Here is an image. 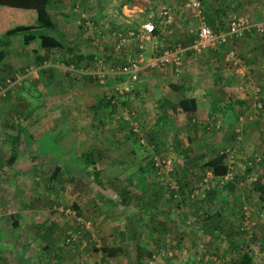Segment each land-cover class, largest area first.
Here are the masks:
<instances>
[{"label":"crops","instance_id":"0c3cea01","mask_svg":"<svg viewBox=\"0 0 264 264\" xmlns=\"http://www.w3.org/2000/svg\"><path fill=\"white\" fill-rule=\"evenodd\" d=\"M77 2L79 3L78 7H76ZM201 3L202 13L205 19L217 29L225 28L232 17L243 13H247L255 21L264 20V0H201ZM47 7L55 21L54 34L56 36L60 37L62 35L68 39L69 36L73 37L72 34L74 32V35L78 33L79 45L84 48L87 47L88 53L95 54L94 59L98 57H101L99 58L101 60L106 59L105 65H108V68L113 70V74L108 75V80L106 79L107 81L104 80V83H102L107 84L111 83V80L113 81L109 85V87H111L110 94L108 90H100L101 100H104L103 96L105 95V103H107L108 106H113L114 103L119 101L122 102L123 105L126 103L133 104L135 106L133 109L135 110L137 107L138 112L146 110L148 113L152 114H156V111L166 114L169 111H167L166 108H168L169 105L173 107L174 123L166 122L163 126L157 128L160 132L158 133L159 140L161 139L165 145H174L172 141L175 140H172V138H175L176 142L180 141L178 154L185 158L188 157L187 150L191 154L190 156L197 155V151L206 150V152L202 154L200 152V155H206V158L201 162L206 161L216 154L217 150L214 146L221 147L223 145L225 149L228 148L229 150H226L227 155L225 160L231 166L229 178L233 175L235 176V174H237L238 181L253 178L254 180L251 184L252 191H256L258 200L261 201V203L258 202L259 209L261 210L262 208L264 212V194L261 196V193H263L261 189L264 187V110H262V108H264V34L249 32L242 36L234 37L228 45L219 49L208 48L198 52L188 51L183 59L181 71L179 73L174 71L171 64H167L160 68H144L133 76L121 72L120 68L117 66L119 58L121 57L120 61L123 60L122 56L124 54V49L114 50L113 31H116V28L126 29L139 26L145 20H152L157 28V32L155 33L157 51H161L166 47H172L175 45L176 41L179 42L178 40L181 39L184 43H190L194 36L192 28L196 25L198 19L193 15V13H195L194 8L189 7L186 4V0H49ZM163 7H170L172 12V18L170 20L160 13ZM6 12H8L7 6L0 5V33L5 32V26L1 21L4 20V14ZM29 20L30 18L26 17L23 23L29 22ZM9 38L10 42L5 47L0 48L2 53L5 52L0 59V68H7L6 66L9 65L10 61H8L9 59H6V57L13 52H19L22 55L26 54V51H28V53L33 52L35 60L36 54L43 55V53H46V57H44V60L38 66L41 69L43 68L39 76V81L45 80V84L42 86L48 87L53 83L57 85H66L62 69L63 65H58L55 62L51 63L47 60L51 57L48 55V51L54 48L56 49L57 47L53 46L45 49L37 37L25 40L22 32L11 34ZM107 46H109V50L111 49V53L108 52ZM149 46H151V42H149ZM227 47H233L235 49L240 57L239 62L231 63L224 59ZM82 50L83 49H79V52H83ZM40 51H42V53H40ZM85 53H87V51ZM149 53H151L150 49L148 54ZM94 61L95 60L91 61V63ZM12 64H14V68L19 69V62ZM100 66L104 65H98V69ZM114 66H117L116 70ZM20 68H22V66H20ZM0 72L1 78L5 74L2 71ZM141 72L142 74L139 75ZM90 77L91 76L88 74L82 76L84 79L83 82L88 85L87 81ZM0 82L2 81L0 80ZM125 85L131 86L130 89L127 91H119L114 88L115 86H119V88L123 90ZM59 87L60 86L55 89L56 93L47 95V98H53L54 101L58 100V105L60 107L58 116L53 118L56 123L53 125H55V127L57 126L58 132L63 127V129L66 130L63 135L72 134V138L67 142H62V140H65L64 136L61 137L57 135V137L44 147V149H47L44 152L54 157L55 159L53 158V160H57V164L55 163L56 165L64 166L70 164L74 166L83 161L81 157L84 152L81 150L76 159L72 157L73 149H81L86 145H83L84 141H79L77 137L73 139V134L80 131L77 128H80L84 123L88 122L93 124L91 119L87 120L88 114L89 118L97 116V123L101 125H107V123H109L113 128H115L114 122L116 121L114 118H110V116H119L118 123L128 121L131 127V123L137 121L131 120L133 116H130V120L122 119V116L126 117L123 115L125 111H122V109H120L122 113L118 114L115 113L114 109H111V111L106 110V112L103 109H98L96 111L89 110L88 107L87 111V108L85 106L82 108V105L78 102H76L78 106L75 103L71 106L70 101L66 102L67 96L66 94L64 95L65 86L60 91ZM19 90L20 89L17 90V88H15L12 95L18 98L17 94ZM88 91L92 92V89ZM25 92L27 91L25 90ZM140 94L146 96L145 102L141 108L138 101L135 99L139 98L138 96H140ZM127 95L129 97H127ZM181 98H189L192 100L194 102V109H183L181 106L179 107V103L177 102ZM18 99L21 101L24 100V98ZM53 99L50 100L53 101ZM237 99H240L242 102H238ZM97 100L100 102L99 98H97ZM258 102L261 103L260 110L257 106ZM16 103H18V101ZM16 103L12 101L9 103L8 100L4 101V103L0 101V169L3 162L2 159L5 162L12 163L15 161L16 156L22 157L25 153L24 151H20L19 153L14 151L15 149H22L24 147L23 143L17 146V142L19 141L18 137L21 136H18V128H20L22 132H33V138L36 139L39 144L44 137H40L41 133L45 135V133L48 132L44 131L41 124L44 125L46 118L52 113L49 105L45 108H42L41 105H35L31 113V108L28 105H22L20 107L16 106ZM9 105L12 107L11 109H8ZM155 105H157L156 108L154 107ZM162 105L164 107L163 109L161 107ZM255 106H257V109ZM2 107L4 109H1ZM131 112L133 113V110L127 108L125 114H130ZM189 115L194 116L191 117V122L186 121L189 119L187 117ZM15 116L19 117L16 123H12L11 120H8V118ZM40 116H44L42 120L43 123L39 120ZM232 116H234V118L230 120L229 117ZM133 118H135V115ZM138 118L141 119V116H138ZM138 125L141 129L142 124L139 123ZM145 129H147V127H145ZM148 130L149 127L147 131ZM181 132L187 134L186 138L182 137ZM121 133L122 132L119 134L116 133L118 140H116L117 143L112 145V147H115L114 149H119L122 145L127 149L125 146V142H127L125 137H129V133L127 134L126 132L120 135ZM21 138L24 139L23 137ZM169 138L171 139L169 140ZM128 140H130V137ZM14 142L15 144H13ZM120 142L123 144L119 145ZM99 146L105 147L107 145L99 144ZM158 146L162 145L160 144ZM31 147H33V145ZM170 147L172 146H169V148ZM189 147L191 148L188 149ZM9 149L11 151H9ZM39 149L40 145H36L33 150L31 149L28 152L31 155L32 168L35 167L34 165L39 168V165L44 163V161L40 160V156L36 154V151ZM133 153L137 154L138 159L136 155H133L134 160L130 162L124 157L126 152L122 154L120 150L117 151L119 155L117 158L109 156L107 160L96 158L94 161L95 165H101L105 168H107V164L111 166L115 164V171L113 173L108 174L106 172L102 173L101 171L102 174L100 173L98 177L102 181L100 180L98 182L101 183L99 188L102 187V190L94 193L95 201L98 203L97 206L100 207L102 212L110 213L109 218L107 215H101L96 219L99 224L97 237L100 239L101 247L91 246L92 249H90L89 243L81 239V237H78L76 245H74L73 248L69 249L63 247L61 239L57 243H51L53 247L57 248L56 251H51L49 242L52 240L57 241L60 235L59 231L62 229V227H59V225L55 223L56 230L51 233V238L47 240V242L43 241L42 243L43 246L41 249L43 252H39L41 249L39 250L38 246L32 245V247H29L31 252L29 254H24L25 251L23 247L21 250L19 246L18 249L22 252H19V254L15 256L14 262L11 263L19 264L20 262H18L17 259L21 257V264H67V262L76 260L77 264H89L92 261H100V259H103L107 264H118L119 262H121L120 264H145L146 256H143L144 254L154 251L157 247H163V244L169 243L167 239L162 242L159 241V238L162 236L161 229L164 230L165 235L171 234L172 238L183 236L180 234L178 235L177 232V227L179 228L178 224L183 219L182 213H186L191 217L192 213L195 209L197 210V208L192 205L191 209L185 212L182 205L176 202L179 201L177 193L179 195L182 194V189L185 187V192H187L189 186L196 183L195 178L197 181L199 180V169H197L199 167L194 166L195 168L192 169L195 170V175L180 172L178 174L176 173L175 177H172L170 173H164L165 178L168 180V184H171L174 179L178 182V184L176 183L178 189L177 187H173L171 192H169L167 189L165 190L157 186L156 182V184L153 183V180L157 181V179H160V175L154 172L152 173L151 169L145 166L144 155L141 156L136 149H133ZM170 153L173 154L172 151ZM7 155L9 157H7ZM87 161L88 159H86L81 167L82 172L85 168L84 164L87 163ZM124 167H126L127 170ZM87 168H89V165H87ZM46 170L48 171V169ZM209 171L211 172L209 173L211 174L209 180H218V177L215 176L210 169H207L206 172ZM84 172H86V170H84ZM136 174L138 178L134 179ZM81 177L83 176L81 175ZM3 178L5 177L1 178L0 175V179ZM131 179L134 180L131 181ZM4 180L5 179H3V182L0 181V211H3L2 214H6L7 212L12 213L15 219L14 223L17 224L18 221L15 216V212L17 211L11 207L8 200L3 201L2 197L5 195L21 196L27 189L24 190V188L21 187L22 189L16 190L15 187L13 188L7 183V180ZM255 180L259 182L256 183L257 186L254 188L253 185H255ZM238 181H234L235 183L233 182L230 184L227 183L228 188L223 186L219 188V191L226 188L228 189V193L233 191V195L237 194L241 189L238 185ZM73 188H75L74 183L66 186L67 192L72 191V200H70V203L77 202V200H75L77 196L87 195L88 192L93 193L82 187ZM109 190L113 194L112 199L107 197L106 193ZM164 190L167 192L165 193ZM31 191H35L37 194L39 193L37 189L32 188ZM218 192L211 193V195H213L210 197V201H214L213 198ZM164 194H167L166 197L163 196ZM167 196L170 199H168ZM1 200L3 202H1ZM150 200H153L155 204L150 210H145L142 217H140V221H137L138 205L144 201ZM168 200H172V202L169 203ZM188 201L189 199H186L183 203L190 204ZM4 207H7V209L5 210ZM158 209H161V211L157 212ZM161 213H169L170 218L168 220H171V224L175 222V225L173 227L171 225L167 227L166 223L168 220H164ZM130 216L132 218L130 230H127V219L130 218ZM173 217L175 218L174 220ZM262 219L264 220V218ZM30 222L32 223L31 228H34V220ZM162 223H165V225L162 226ZM1 227H4V225L0 222V228ZM86 228L89 229L91 234L95 231L93 226H89V222H86ZM89 231L87 232L88 235L90 233ZM123 232L124 236H121ZM57 233H59V235H57ZM3 243L6 242L0 240L2 251H4L3 248H6ZM96 245H98V243ZM127 246H129L128 249ZM162 250L164 249L162 248ZM163 253L166 254L165 251H163ZM168 254H173L172 250H170ZM10 255H12V253ZM25 255L26 260L24 259ZM6 259L5 257V260Z\"/></svg>","mask_w":264,"mask_h":264},{"label":"rangeland","instance_id":"374dc122","mask_svg":"<svg viewBox=\"0 0 264 264\" xmlns=\"http://www.w3.org/2000/svg\"><path fill=\"white\" fill-rule=\"evenodd\" d=\"M74 33L72 34L73 37L69 36L68 39H66L67 37L61 35L63 40L65 39V42L67 43L69 42L68 46L72 48L73 53L71 49L66 48L64 46L61 48L57 47L56 49L54 48L48 51V55L51 56L50 58L47 59L49 62L51 63L55 62L58 65H63V68L62 67L61 68L63 69V73H64L63 75L66 85H62V84L57 85L53 83L51 84V86L48 87L42 86L43 84H45V80L39 81L41 68H39L38 66L40 65V62H37L34 59L33 52L28 53V51H26L27 53L23 55L20 54L19 52L10 53L6 57V59H9L8 61H10L9 65L6 66L7 68H0V71L6 74L3 75L2 78L12 75H14L12 77H15V74L19 72L18 74L21 75L20 84H22V81L24 82V84H26L24 86L22 85V87L20 88L17 94L18 98H24V100L21 101L20 99L16 98V96L12 95V93H14L15 88H17L16 86L18 84L16 83L17 85H15L14 82H12L11 85L7 86V84H3L5 80L3 79V83L0 82L1 102L4 103V101L8 100L9 103L11 101L16 103L18 101V103H16V106L21 107L22 105L24 106L28 105L31 108V113L35 105L36 106L41 105L42 108H45L47 105H49L50 110H52V113L46 118V122H44V125L40 123L44 131H48L45 133V135L41 133L40 137L43 136L44 137L43 139H41L40 144L37 142L36 139L33 138V132H29V131L22 132L21 129L18 128L19 129L18 136L19 135L21 136L18 137L19 141L17 142V146H20L21 143H23L24 147L22 149L21 148L15 149L14 151L17 153H19L20 151H24L25 153L22 155V157L16 156L15 161L12 163L5 162L2 159L3 162L0 169L1 178L5 177L3 179L7 180V183H9L13 188L15 187L16 190L22 188H24V190L25 189L27 190L21 196L5 195L4 197H2L3 201L8 200V203L11 204V207H13V209L17 211L15 212V216L18 222L17 224L14 223L15 219L12 216V213L7 212L6 214H2L3 211H0V217H1L0 222L2 223V225H4V227L0 228V240L2 242H6L3 243L6 247L3 248L4 251H2V248L0 247V264H12L11 262H14L15 256L18 255L19 252H22L21 251L22 247L23 250L25 251V252L23 251L24 254L26 253L29 254L31 252V249L29 250V247H32V245L36 247L38 246L40 250L43 246L42 244L43 241L47 242V240L51 238L50 237L51 233H53L54 230H56L55 223H57L59 227H62V229L59 231L60 235L59 233H57V235H59L57 241L52 240L51 242H49V245L51 246V251L57 250L56 247H53L52 245L53 242L57 243L61 239H62L63 247L69 249L73 248V246L76 245V240L78 239V237H81V239L86 240L87 243H89L90 249H92L91 246L101 247L100 239L97 237L99 224L97 223L96 219L101 215L104 216L107 215V217L109 218L110 213L102 212L100 207L97 206L98 203L95 201L94 193H96L97 191H101L102 187L99 188L101 183L98 182L101 179L95 178V175L93 174V170L95 166V164L93 165V163L96 160V158L104 159V160H107L109 156L117 158L119 156L117 154L118 150H120L122 154L123 152H126L124 157L126 158L127 161L130 162L131 160H134L133 155H136V158L138 159L137 154L133 153V149L138 150L141 156L144 155L145 166L146 167L148 166V168L151 169L152 173L154 172V170L151 167H149V164L154 156H158L162 158V157H166L165 155H167V157H170L172 159V163H171L172 169L169 171L172 177H175V174L176 173L178 174L180 172L194 175L193 173H191L193 171L192 169L195 168L194 166L199 167L197 168L199 169V174H198L199 180L197 181L195 178L196 185L194 184L192 189L188 190L187 192H183V195L182 194L179 195L177 193V196L179 197L178 200H180L183 197H185V200L189 199L188 202L190 204H185L183 202L181 204L185 212L190 210L192 205L195 206V208L197 207V210L196 209L194 210L191 217H189L186 213L182 214L183 217H185L186 215L187 217L185 220L182 219V221L178 224L179 228L177 227V232L178 235L180 234L183 236H179V237L177 236V238H172L171 234H169L170 236L165 235L164 230L161 229L162 236L159 238V241L162 242L165 239H167L169 243L163 244V247L161 248L157 247L155 249L158 250L156 251V254L158 252L157 254L158 259L152 264H225V261H230L231 259L239 260L241 254L245 251L248 252L251 256V260H250L251 264H264V220L262 219L264 218L263 216L264 212L262 211V208L261 210L259 209L258 202L261 203V201L258 200V195L256 194V191L255 192L252 191L251 184L254 179L250 178L248 180L238 181V185L242 189V190L240 189L239 196H238L239 193L233 195L232 193L233 191L228 193L227 192L228 189L225 188L220 190L215 195V197L213 198L214 201H210L211 198H207V199L203 198L206 194L207 189L209 190L212 186L216 184V182H218V180L216 181L209 180L211 176L206 175L207 172L203 174V176L201 175L202 173L201 165L203 163L201 161H203L204 158H206V155H200V152L202 154L206 152V150L203 149L197 151V155L188 156L185 158L179 156L178 154L179 152L178 149L180 148L179 146L180 141L176 142V139L172 138V140H175L172 141L174 145H167V144L165 145L163 144L162 140L161 139L159 140L158 138V133L160 132L159 130H157V128H159V126H163L166 122L174 123V118H173L174 115L172 112L173 107H171L168 104L170 108L169 106L168 108H166L167 111L169 110L166 114L157 111L156 114H152V113H148L146 110H141L138 112L137 107L134 110L133 108L135 106L133 104L131 105L130 103H129L130 105L128 103L126 104L124 103L125 105H123L122 102L117 101L116 103H114L113 106L112 105L108 106L107 103H105V97H106L105 95L103 96L104 100H101L100 90L101 91H104V89L105 91L108 90L110 94L111 87H109V85L113 81L111 80V83L102 84L104 82H100L96 76L97 75L96 70H98L97 66L104 65V66H100V69L105 72L104 79L108 80V75L110 73L108 72L109 66L105 65L106 59L100 61L99 58L101 57H98L94 59L95 61L93 63H90V65H88L87 67L86 66L83 68L76 67L72 62L73 60H71L72 57H74L75 54L74 52L79 51V49H83L82 50L83 53L85 54V52L87 51L88 54V48L87 47L84 48L81 47V45H79L80 43L78 40V35H77L78 33H76L75 35ZM178 41L184 43L182 39ZM175 43H177V41ZM107 47L109 50V46ZM110 50L108 52L111 53ZM148 52H149V48H146V55H149ZM40 53H42V51H40ZM43 55H46V53H43ZM66 60H69V62H66ZM18 62L20 63L18 66L19 69H16L13 67L14 64L12 63H18ZM20 66H22V68H20ZM116 67L114 66L115 70ZM83 71H88L90 73L91 77L88 78L87 81L88 85L83 82L84 79L81 76V72ZM140 74H142V72L139 73V75ZM58 86H60L59 91L62 90L63 87L65 86L64 95L66 94L67 96L66 102L70 101L71 106L74 105V103L76 105L79 103L80 105H82V108L85 106L87 108V111H88V107L89 110H94V111L98 109L111 111V109H114L115 113L121 114L122 112L120 111V109H122L123 111L125 110V108L128 109L130 108V110H133V113L132 112L130 114L123 113V115L128 118L122 116V119L127 120L131 118L130 116L134 117L135 115V118L132 117L131 120H137L138 123L142 124L141 133L140 132L139 133L145 139V141L154 140L158 145L161 144L162 146H159L157 149L154 147H149L147 141L145 143L146 145L139 144L136 139L137 134L135 135L131 131L132 128H130L129 122L122 121L123 123H118L119 116H110V118H114V120L116 121L114 122L115 128H113L112 125L110 126L109 123H107V125L106 124L101 125L100 123H97L98 121L97 116H93L92 118H89V114H88L87 120L91 119L93 124H90L88 122L84 123L80 128H77L80 131H77L73 134L74 135L73 139L74 137H77L79 141L80 140L84 141L83 145L85 144L88 145V146L85 145L84 148L81 149L80 148H77L75 150L73 149V156H72L73 159H76L79 156L80 150L84 152L83 156L81 157L83 161L74 166H71L70 164L64 166L60 165L62 169L60 168L59 170H57L55 176L51 178L50 174L53 167L57 164V160H53L54 157H51L49 154L44 152L47 150L44 149V147L47 144H49L55 137H57V135L58 136L60 135L61 137L64 136L65 140H62V142H67L72 138V134L63 135L66 132V130L63 129V127L58 132L57 126L55 127V125H53L56 124L53 118L55 116H58V111L60 107L58 105V100L54 101L53 98H47V95L56 93L55 89H57ZM24 87H26V91L28 93L25 92V90L23 89ZM89 89H92V92H89L88 91ZM127 97L129 96L127 95ZM138 97L139 98H135V99L136 101H138L141 108L143 103L145 102L146 96L140 94V96ZM97 98H99L100 102H98ZM50 99H53V101H51ZM90 103H92L91 106ZM157 105H155L154 107L156 108ZM257 106H255L256 109ZM161 107L162 109L164 108L163 105ZM11 108L12 107L9 105L8 109ZM1 109L4 108L2 107ZM138 116H141V119H139ZM187 117L189 119L186 121L191 122L192 121L191 117L194 116L189 115ZM229 118L230 120H233L234 116ZM43 119L44 116L39 117L40 122H42ZM8 120H11L12 123H16V120H19V117L15 116L12 118H8ZM144 126L147 127V129L149 127V130L147 131V129H145ZM171 128L173 129L172 126ZM120 132H122L120 135L126 132L127 134L129 133L128 136L130 137V140H128L129 137H125V140H127V142H125V146L127 147V149L123 145L119 149H114L115 147H112L113 144L117 143L116 140H118V138L116 137V133L119 134ZM181 133H182V137L186 138L187 134L185 132H181ZM21 137H23L24 139H22ZM170 139L171 138H169V140ZM13 144H15V142ZM35 144L37 146L40 145V149L36 151V154L40 156V160L44 161L43 163L44 165L43 164L39 165V168H37L36 165H34L35 167L32 168L31 157H30L31 155L28 153L31 149L33 150L35 148L36 146ZM99 144H105L107 146L100 147ZM121 144L123 143L120 142L119 145ZM32 145L33 147H31ZM169 146L172 147L169 148ZM214 148L216 150L219 148L220 149L223 148L224 150H229L228 148L225 149L223 145L221 147L214 146ZM9 151L11 150L9 149ZM163 151L165 152L162 153ZM171 151L173 152V154L170 153ZM7 157L9 156L7 155ZM89 158L92 159L93 162L89 164V168L84 169L86 170V172H84V170L82 172L81 167L83 163L86 161V159ZM112 166L107 164V171L104 167H100L102 168L101 170L102 173L103 172H106L108 174L113 173L115 171L114 168L115 164ZM124 168L127 170L126 167ZM46 169H48V171ZM81 175L83 177H81ZM136 178H138L137 174L135 175L134 179ZM3 179H0V181L3 182ZM134 179H131V181ZM163 181H165V179ZM72 183L75 184V188L73 189L82 187L85 190L88 189V191L93 192V193L88 192L87 195L75 197V200H77V202L75 201L77 207L74 206L73 202L70 203V200H72V193H71L72 191L69 192L66 191V186ZM176 183L178 184L177 180L174 179V181L171 182V184H167V186L172 190L173 187L175 188L177 187ZM198 185H200V187ZM225 187L228 188V185L226 184ZM32 188L37 189L39 193L37 194L35 193V191L32 192L31 191ZM170 189L167 190L171 192ZM166 192L167 191H165V193ZM106 194L107 197L112 199L113 194L110 190L107 191ZM166 195L167 194H164L163 196L166 197ZM168 199L170 198L168 197ZM3 201L1 200V202ZM168 202L171 203L172 200H168ZM154 204L155 202L153 200L144 201L141 204H139L138 205L139 210L137 213L138 218H136V220L140 221V217H142L144 211L150 210ZM221 206H224L225 208H221ZM4 208L5 210L7 209V207ZM160 211L161 209H158L157 212ZM217 211H220L218 215V219H219L218 223L224 225L223 230L218 229L219 227H217V229L215 230L216 232L214 231V233L204 232L200 226L201 222L205 220L206 214L215 213ZM125 213L127 214L126 211ZM161 214L164 220H168L170 218L169 213H161ZM216 215L217 214H215L214 216L215 218ZM174 219L175 218L173 217V220ZM31 220H34L35 222L34 228H31L32 225V223L30 222ZM131 220L132 218L130 216V218L127 219V224H128V226H126L127 230H130ZM86 222H89V226L94 227L95 231L93 230L94 232H92V234L89 231V229L86 228ZM170 222L171 220L167 221L166 223L167 227L170 225L173 227L175 225V222H173L172 224ZM231 224L235 225L234 229L228 228V226ZM163 225H165V223L164 224L162 223V226ZM88 231L90 232L89 235L87 234ZM219 231H223V234L220 235L218 233ZM121 236H124V232ZM64 240L66 242H64ZM97 243L98 245H96ZM19 246L21 247V250L18 249ZM128 248L129 246H127V249ZM162 248L164 250H162ZM170 250H172L173 254H168ZM163 251H165L166 254H164ZM39 252H43V250L41 249ZM11 253L12 255H10ZM143 256H146L145 259L146 261H148V255L144 254ZM5 257L7 258L6 260ZM21 259H22L21 257L17 259L18 262H20L19 264H21ZM24 259L26 260V255ZM120 263L121 262H119L118 264ZM67 264H77V260L73 262H67ZM89 264H107V263L104 262L103 259H100V261H92ZM145 264H149V263L145 262Z\"/></svg>","mask_w":264,"mask_h":264},{"label":"built area","instance_id":"2783aa9c","mask_svg":"<svg viewBox=\"0 0 264 264\" xmlns=\"http://www.w3.org/2000/svg\"><path fill=\"white\" fill-rule=\"evenodd\" d=\"M186 4L189 7L194 8L193 15L198 19L196 25L192 28L194 31V36L190 43L177 42L172 47H166L161 51H157V41L156 35L153 33L155 29V23L152 20L143 21L139 27H131L124 29V31H113L114 50L124 49V54L122 56L123 60H119L118 68L121 72L128 73L135 76L140 70L154 69L171 64L175 72L179 73L181 71L183 59L188 51H201L208 48H222L228 45L234 37L242 36L247 32H259L264 33V20L255 21L247 13L235 15L232 17L227 26L222 29H215L206 21L202 13V3L201 0H186ZM79 3H76L78 7ZM196 10V11H195ZM169 20L172 18V12L170 7H163L161 12ZM151 42V46H149ZM146 48H150L151 53L146 55ZM224 59L226 61L237 63L240 60L239 55L233 47H227L224 54ZM101 61V59H99ZM112 70V69H110ZM113 71V70H112ZM97 76L100 81H104L105 72L100 68L97 70ZM20 74H16L15 78H8L7 83L12 84V82H20ZM131 86L125 85L123 90L119 86L114 88L119 91H127ZM113 88V89H114ZM114 89V90H115ZM259 107L261 103L257 104ZM125 113L127 108H125ZM139 123L134 121L132 123V129L135 132L140 130ZM139 142L141 144L146 143L143 137H139ZM154 157L155 165L157 166L156 172L163 177L162 173L169 172L172 169L171 163L172 159L170 157ZM170 165V167H169ZM168 169V170H167ZM210 171L206 175H210ZM230 173L225 174V178H228ZM205 179V178H204ZM158 259L156 253L151 254L148 257V263L152 264Z\"/></svg>","mask_w":264,"mask_h":264},{"label":"trees","instance_id":"16d2710c","mask_svg":"<svg viewBox=\"0 0 264 264\" xmlns=\"http://www.w3.org/2000/svg\"><path fill=\"white\" fill-rule=\"evenodd\" d=\"M48 2H49V0H0V5L7 6V11H8L4 14V20L1 21V22H3V24L5 26V30H4L5 32L0 33V48L5 47L10 42L9 36L11 34H16V33L22 32V34H24L25 40H29L33 37H37L38 40L40 41L41 45L45 49L53 47V46L59 47V48L64 46L66 48L71 49V51H72V48L70 46H68V43L64 42L62 36L59 37V36H56L54 34L55 21L52 18L51 14L49 13V10L47 7ZM26 17H29L30 20H29V22L23 23L24 22L23 20ZM11 24H12V26H11ZM208 24L211 25L210 23H208ZM135 27L137 28L139 26H135ZM1 28H3V27H1ZM116 29L119 31H124V28H116ZM126 29H128V28H126ZM215 29H217V28H215ZM0 32H1V30H0ZM156 32H157V28L155 25V29H154L153 33L155 34ZM250 32H252V31H250ZM247 33H249V32H247ZM256 33H259V32H256ZM259 34H264V33H259ZM4 53L5 52L2 53V51H0V59L3 57ZM72 53H73V51H72ZM74 53H75L74 57H72L71 60H73L72 62L78 68H83L85 66L87 67L88 65H90L91 61H93L95 58L94 57L95 54H92V53H88V54L85 53L84 54L81 51L80 52L75 51ZM44 57H46V55H41V54L35 55L36 61L40 62V63L44 60ZM69 60H66V62H69ZM40 71H42V69ZM17 74H18V72H17ZM86 74L90 75V73L88 71L81 72L82 76H86ZM12 76H14V75H12ZM12 76L3 77V78L1 77L2 83H3V79H5L3 84H7V86L11 85V84L7 83V79L8 78H15ZM15 76H16V74H15ZM97 78L99 80L98 76H97ZM14 84L17 85L16 87L18 89H20L22 87V85L23 86L26 85V84H24L23 81H22V84H20V82H14ZM23 89L26 90V87H24ZM237 101L242 102L240 99H237ZM177 103H179L178 106L179 107L181 106L183 109H185V108L194 109V102L192 100H190L189 98H181ZM91 105H92V103L90 104V106ZM259 108L261 109V107H259ZM262 110H264V108H262ZM154 144L156 145V142H154ZM158 147L159 146H155L154 148L157 149ZM190 148L191 147H189L188 149H190ZM190 151L193 152L192 150H190ZM190 155L191 154L187 150V156H190ZM226 155H227L226 150H224L223 148L222 149L219 148V149H217L216 154H214L212 157H210L209 159H207L206 161H204L202 163V165H201V168H202L201 175L202 176H203V174L206 173L207 169H210L212 171V173L218 177V182H216V185L212 186L209 190L207 189L206 194L203 198H205V199L210 198L213 195V194L211 195V193L218 192L220 187L226 186L227 183L230 184V183H233L234 181H236V182L238 181L237 174H235V176L233 175L230 178L224 177L225 174L231 170L230 164L225 160ZM91 162H93V160L89 158L87 163L84 164L85 168H87V165L91 164ZM94 164L95 163H93V165ZM149 166L156 173L157 166L155 165L154 159H151ZM100 167H102V166L101 165L97 166V164L94 166L93 174L95 175V178H99L98 176L102 170V168H100ZM60 168H61V166H59V165H56L53 167L51 174H50L51 178L53 176H55L57 170H59ZM105 169L107 171V168H105ZM191 173H193L194 175L196 174L195 170H193ZM162 174H163V177L160 179H157V181L153 180V183L156 182L157 186H159L165 190L166 189L169 190L170 188L167 186L168 180L165 178L164 173H162ZM164 179H166V180L163 181ZM258 182H259L258 180L254 181V184H255V185H253L254 188L257 186L256 183H258ZM193 185H190L188 190L192 189ZM198 186L200 187V185H198ZM185 189H186V187L184 189H182V194H183V191L185 192ZM261 190H262L261 192H263V193H261V196H263L264 187ZM239 195H240V193L238 194V196ZM184 200H185V197L181 198L179 201H176V202L181 205L182 202H184ZM73 204H74V206L77 207V204H75V202H73ZM221 208H224V206H221ZM219 213H220V211H217L215 213L206 214L205 220L203 222H201V224H200V226L204 232L214 233V231L217 229V227H219L218 229L223 230L224 225L218 223ZM215 214H217L216 218L214 217ZM186 217H187V215L185 217H183V219L185 220ZM234 227H235L234 224H231L228 226V228H232V229H234ZM218 233L221 235V234H223V231H219ZM64 242H66V241L64 240ZM154 251L147 252L148 257H151V254L156 253V251L155 252ZM157 254H158V252H157ZM250 260H251L250 254L245 251L241 254V256L239 257V260L231 259L230 261H225V264H251ZM145 262L148 263V261H145Z\"/></svg>","mask_w":264,"mask_h":264},{"label":"clouds","instance_id":"9594fccd","mask_svg":"<svg viewBox=\"0 0 264 264\" xmlns=\"http://www.w3.org/2000/svg\"><path fill=\"white\" fill-rule=\"evenodd\" d=\"M119 63V62H118ZM111 67H113V66H111ZM110 71V72H109ZM108 72L110 73V74H113V71L112 70H110V68H108ZM130 128H132L131 126H130ZM135 135L137 134V137H136V139H137V141H138V143L139 144H141L140 142H139V137H142L141 135H140V133H141V129L138 131V132H135L133 129L131 130ZM140 132V133H139ZM147 141V140H146ZM145 141V142H146ZM148 142V146L149 147H155V146H158L157 144L155 145L154 144V140L153 141H147ZM142 145V144H141ZM144 145H146L145 143H144ZM164 153V152H163ZM155 157V156H154ZM154 157H153V159H154ZM155 173V172H154Z\"/></svg>","mask_w":264,"mask_h":264}]
</instances>
